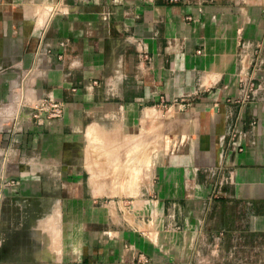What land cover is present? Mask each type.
Wrapping results in <instances>:
<instances>
[{"label":"crops","instance_id":"obj_1","mask_svg":"<svg viewBox=\"0 0 264 264\" xmlns=\"http://www.w3.org/2000/svg\"><path fill=\"white\" fill-rule=\"evenodd\" d=\"M34 50L45 69L38 81L63 102L70 138L83 119L117 117L131 132L142 110H170L182 137L176 162L151 184L159 212L211 206L226 236L256 238L264 263V0H0V69L28 65ZM216 187L224 193L210 201ZM73 207L61 224L70 248L79 234ZM161 236L166 242L178 233ZM51 244L50 257L15 262L57 264L56 234ZM226 244L235 247L228 237ZM177 248L172 260L154 254L152 263L183 264Z\"/></svg>","mask_w":264,"mask_h":264},{"label":"rangeland","instance_id":"obj_2","mask_svg":"<svg viewBox=\"0 0 264 264\" xmlns=\"http://www.w3.org/2000/svg\"><path fill=\"white\" fill-rule=\"evenodd\" d=\"M59 44L66 46L64 41ZM38 59L34 50L28 65L0 69V78H7L0 89V264H20L16 257H50L55 234L57 264H153L154 254L172 260L177 241L183 264H264L255 256L256 238L243 239L248 233L226 236L209 216L211 206L205 213L196 209L185 214L181 203L180 214L159 212L162 198L151 184L176 162L182 137L170 110H142L131 132L122 129L117 117L83 119L79 135L70 138L63 102L38 81L45 74ZM5 71H11L9 76ZM56 102L62 105L59 115L53 111ZM48 120H56L54 131ZM24 169L30 176L22 174ZM223 193L216 187L210 201ZM73 205L79 234L70 248L61 224ZM92 208L98 212L92 214ZM163 231L178 236L164 242ZM227 237L233 240V251Z\"/></svg>","mask_w":264,"mask_h":264},{"label":"built area","instance_id":"obj_3","mask_svg":"<svg viewBox=\"0 0 264 264\" xmlns=\"http://www.w3.org/2000/svg\"><path fill=\"white\" fill-rule=\"evenodd\" d=\"M62 109V105L59 102H56L53 104V111L56 115H59ZM220 193V191L217 192V194ZM216 196V195H215Z\"/></svg>","mask_w":264,"mask_h":264}]
</instances>
